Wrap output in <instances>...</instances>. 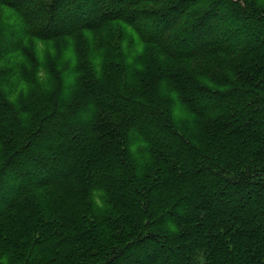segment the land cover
I'll return each mask as SVG.
<instances>
[{
	"label": "trees",
	"instance_id": "16d2710c",
	"mask_svg": "<svg viewBox=\"0 0 264 264\" xmlns=\"http://www.w3.org/2000/svg\"><path fill=\"white\" fill-rule=\"evenodd\" d=\"M10 263L264 264V0H0Z\"/></svg>",
	"mask_w": 264,
	"mask_h": 264
},
{
	"label": "rangeland",
	"instance_id": "374dc122",
	"mask_svg": "<svg viewBox=\"0 0 264 264\" xmlns=\"http://www.w3.org/2000/svg\"><path fill=\"white\" fill-rule=\"evenodd\" d=\"M6 12H5V15L7 14L8 16H13V13L9 10V9H6L5 10ZM11 19H14L13 17L11 18ZM130 34H132L134 37H135V40H137L136 39V36H135V34L130 30ZM77 40H79V41H86V38H83V37H79V38H77ZM67 42H69V41H66L65 39H56V40H54L53 42H50V43H47V47H50L49 45H51V44H53L56 48L57 47H60V45L61 44H66ZM62 45V46H63ZM77 45V42H75V46ZM63 48L66 50L67 49V45H64L63 46ZM45 49H46V47H45ZM139 49H140V46H139V44L137 43L135 46H134V51L135 52H137V51H139ZM38 51H39V55L41 56V54H43V52H42V49L41 48H39L38 49ZM66 52V51H65ZM64 52V53H65ZM67 52H68V56H69V58L71 59V62H72V60L74 59V53H73V50H72V48L70 47L68 50H67ZM29 58H31V56L29 55ZM126 70H132V69H128V67H127V69ZM96 71H100V69H99V67L96 69ZM29 74L30 73H32V69L28 72ZM118 75L119 74H116V75H113L114 77H118ZM176 109V108H175ZM177 110V109H176ZM175 113H176V111H175ZM136 146V145H135ZM135 146H134V148H135ZM59 261H61V260H59ZM10 264H12V263H10ZM58 264V263H57Z\"/></svg>",
	"mask_w": 264,
	"mask_h": 264
}]
</instances>
